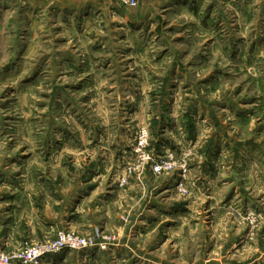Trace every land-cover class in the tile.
<instances>
[{
    "label": "rangeland",
    "instance_id": "1",
    "mask_svg": "<svg viewBox=\"0 0 264 264\" xmlns=\"http://www.w3.org/2000/svg\"><path fill=\"white\" fill-rule=\"evenodd\" d=\"M91 1L0 0V250L264 264V0Z\"/></svg>",
    "mask_w": 264,
    "mask_h": 264
},
{
    "label": "built area",
    "instance_id": "2",
    "mask_svg": "<svg viewBox=\"0 0 264 264\" xmlns=\"http://www.w3.org/2000/svg\"><path fill=\"white\" fill-rule=\"evenodd\" d=\"M84 2H89L90 0H83ZM120 4L137 8L139 6L140 0H117ZM150 133L147 128H141L136 136V144L134 151L139 157L142 164H151L153 170L156 173H161L164 170L170 168V162L166 161L162 157L151 158L149 148ZM141 166L137 167L140 168ZM88 242L84 238L76 236L74 234H62L57 242L52 244H35L28 245L26 248L21 250H16L12 253L0 250V264H15V262H24L27 264H38L41 256L46 252L58 250L59 248H64L66 246H71L73 248H79L87 245Z\"/></svg>",
    "mask_w": 264,
    "mask_h": 264
},
{
    "label": "crops",
    "instance_id": "3",
    "mask_svg": "<svg viewBox=\"0 0 264 264\" xmlns=\"http://www.w3.org/2000/svg\"><path fill=\"white\" fill-rule=\"evenodd\" d=\"M142 1H144V0H141V2ZM53 2V1H52ZM52 2H50L49 1V3H52ZM79 2H80V0H59V3H57L56 5L57 6H60L61 8H78V6H79ZM49 3H48V5H49ZM91 3H95V1L94 0H92L91 1ZM55 5V6H56ZM117 5V4H116ZM120 9H123V11L125 12V13H129V11L130 12H132V13H129L128 14V16H130L132 19H136V20H139V21H143L144 20V18H143V13H144V11H143V9H142V7L140 6V7H137V9L135 8V9H130V8H128L127 9V6H124V5H122V4H118L117 5ZM143 6V5H142ZM129 10V11H128ZM134 10V11H133Z\"/></svg>",
    "mask_w": 264,
    "mask_h": 264
}]
</instances>
